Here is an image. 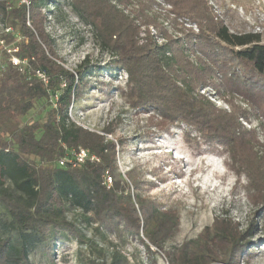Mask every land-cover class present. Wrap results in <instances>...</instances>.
Masks as SVG:
<instances>
[{
	"label": "trees",
	"instance_id": "trees-1",
	"mask_svg": "<svg viewBox=\"0 0 264 264\" xmlns=\"http://www.w3.org/2000/svg\"><path fill=\"white\" fill-rule=\"evenodd\" d=\"M67 1L103 50L113 55V64L127 74L126 96L132 107L150 112V119L158 120L155 127L167 129L182 122L222 144L229 169L246 176L249 197L261 207V219L245 231L229 218H216L212 228L193 242L199 252L188 251L185 245L172 264H240L244 255L252 254V236L264 232V149L255 132L243 126L248 121L245 115L218 109L201 92L213 87L219 93L222 86L216 79L223 76L241 94L264 100L261 34L232 31L214 16L206 0ZM30 3L29 8L18 5L12 10L0 3L1 22L14 30L0 35V45L3 41L18 49L22 63L14 67L5 51L7 63L0 71V205L6 214L0 226L5 233L0 235V264H32L36 240L50 246L48 239L57 226L71 228L63 216L68 209L82 212L88 224H129L138 238L142 229L153 246L164 250L178 229V217L162 211L159 227L142 228L133 214L129 187L122 177L116 180L119 144L109 139L115 132L110 128L105 135L91 132L69 116L70 107L82 98L87 68L72 73L63 66L46 30L47 0ZM172 30L181 36L174 37ZM43 100L48 105L45 122L24 124L22 120ZM78 149L88 150L100 162L88 161L76 168L69 162L59 165ZM107 175L112 177L111 186ZM140 203L138 199L136 204ZM140 241L150 254L155 253ZM110 264H130V260L116 250Z\"/></svg>",
	"mask_w": 264,
	"mask_h": 264
},
{
	"label": "rangeland",
	"instance_id": "rangeland-1",
	"mask_svg": "<svg viewBox=\"0 0 264 264\" xmlns=\"http://www.w3.org/2000/svg\"><path fill=\"white\" fill-rule=\"evenodd\" d=\"M206 1L214 16L232 31L261 34L264 44V0ZM44 11L48 16L47 33L55 42L63 66L72 73L81 66L87 68L83 70L86 76L82 98L69 109L71 120L100 135H105L106 128L115 132L109 139L119 144L116 180L122 177L129 187L135 204L133 214L140 218L145 231L159 227L162 211L178 217L179 226L164 250L159 251L142 229L138 238L129 224H88L82 212L68 209L63 216L71 228L57 226L48 239L50 246L36 240L30 253L32 264H110L116 250L129 257L130 264H172L185 245L188 251L199 252L193 242L206 228H212L216 218H229L239 223L243 231L261 219V207L249 197L246 176L239 177L229 169L228 154L222 144L182 122L167 129L160 124L155 127L158 120H151L150 112L132 107L126 96L127 74L113 64V55L103 50L92 29L78 18L69 2L47 0ZM182 22L178 20L179 25ZM192 28L197 32L196 26ZM171 33L181 36L174 30ZM7 59L0 46V71ZM216 81L222 86L219 93L213 87L201 93L205 92L218 109L245 115L248 121L242 122L243 126L255 132L264 149L263 98L241 94L235 83L223 76ZM47 107L45 100L37 103L22 122H45ZM5 221L6 214L0 205L1 227ZM0 235L5 233L0 230ZM11 235L16 237V233ZM140 239L155 253L150 254ZM250 242L252 254L244 255L240 264H264V232L259 230Z\"/></svg>",
	"mask_w": 264,
	"mask_h": 264
},
{
	"label": "built area",
	"instance_id": "built-area-1",
	"mask_svg": "<svg viewBox=\"0 0 264 264\" xmlns=\"http://www.w3.org/2000/svg\"><path fill=\"white\" fill-rule=\"evenodd\" d=\"M0 3H3L7 7L8 10H12L13 8L18 7V5H25L27 8H29L31 4L30 0H0ZM4 33L11 34V33H14V30L13 28H6L0 19V35ZM0 46L8 53V55H10V61L14 67H18L22 64L21 61L16 56L18 49L8 48L3 41H1ZM39 77L44 82H47V79L43 74H39ZM88 161L92 163H99L100 159L97 156L92 155L86 149H78V150L70 151L67 155V158L62 159L59 162V165L61 167H65L69 162L72 168H76L80 165L86 164ZM112 181H113L112 177L107 175V185L108 186H111Z\"/></svg>",
	"mask_w": 264,
	"mask_h": 264
}]
</instances>
